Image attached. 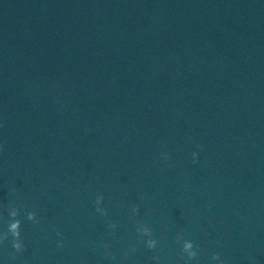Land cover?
<instances>
[{
  "label": "clouds",
  "instance_id": "clouds-1",
  "mask_svg": "<svg viewBox=\"0 0 264 264\" xmlns=\"http://www.w3.org/2000/svg\"><path fill=\"white\" fill-rule=\"evenodd\" d=\"M194 157H195V154H194ZM28 219L29 220L33 219V214L32 213H29ZM18 225H19V221H17L15 224H13L11 226V228L12 229H17ZM12 235H13V247L17 251H20L22 249L21 242H18V241H20V231L19 230L13 231ZM3 239H7V236L3 235L2 237H0V240H3ZM186 247L190 248L191 244L186 245ZM149 248H155V243H150L149 244ZM193 255H195V254H193ZM213 259H220V257H219V255H215V256H213Z\"/></svg>",
  "mask_w": 264,
  "mask_h": 264
}]
</instances>
